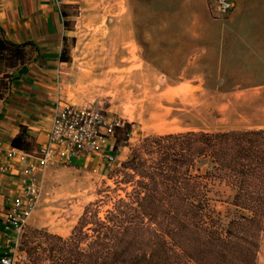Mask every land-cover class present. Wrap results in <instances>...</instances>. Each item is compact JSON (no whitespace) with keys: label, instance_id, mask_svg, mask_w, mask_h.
<instances>
[{"label":"crops","instance_id":"1","mask_svg":"<svg viewBox=\"0 0 264 264\" xmlns=\"http://www.w3.org/2000/svg\"><path fill=\"white\" fill-rule=\"evenodd\" d=\"M232 1L219 17L215 0H132L142 42L127 47L126 76L151 84L142 96L158 98L160 121L181 131L264 129V0ZM68 10L55 0H0L4 36L35 47L0 98V254L3 211L22 187L8 151L22 127L37 144L45 139L71 63L61 59L72 56Z\"/></svg>","mask_w":264,"mask_h":264},{"label":"trees","instance_id":"2","mask_svg":"<svg viewBox=\"0 0 264 264\" xmlns=\"http://www.w3.org/2000/svg\"><path fill=\"white\" fill-rule=\"evenodd\" d=\"M33 50L32 43L7 39L0 27V56L10 67L23 65ZM61 59L71 56L63 51ZM25 130L12 145L36 151L39 144ZM116 171L115 185L98 191L69 236L44 229L27 235L26 264H257L264 129L149 135ZM217 183L233 190L220 199L233 210L217 209Z\"/></svg>","mask_w":264,"mask_h":264},{"label":"rangeland","instance_id":"3","mask_svg":"<svg viewBox=\"0 0 264 264\" xmlns=\"http://www.w3.org/2000/svg\"><path fill=\"white\" fill-rule=\"evenodd\" d=\"M66 5L72 15L69 23L73 31L72 56L58 96L64 102L107 110L132 122L129 133L118 131L119 162L114 168L108 169L99 160L84 164L76 159L72 165L56 163L47 167L44 193L21 235L17 264H26L23 241L32 230L69 236L85 206L99 197L100 189L115 185L116 170L146 136L186 132L158 119V98L142 96L148 93L150 83L137 80L140 76H126L127 47L135 48L136 41L142 42L139 30L134 35L137 24L132 18V0H67ZM132 53L137 60L136 49L129 52L130 57ZM20 66L10 67L9 61L0 56V98L11 89L14 70ZM216 190L222 193L214 196L219 199L215 201L217 209L222 213L229 208L233 210V206L220 201L228 200L233 190L221 183H217ZM257 264H264V231Z\"/></svg>","mask_w":264,"mask_h":264},{"label":"built area","instance_id":"4","mask_svg":"<svg viewBox=\"0 0 264 264\" xmlns=\"http://www.w3.org/2000/svg\"><path fill=\"white\" fill-rule=\"evenodd\" d=\"M62 5L67 0H55ZM219 17L226 16L234 7L232 0H215ZM130 121L107 110L80 107L59 99L52 108L45 139L36 151L28 152L12 146L8 156L20 163L21 190L8 197L2 215L6 238L0 264H17L21 235L27 220L38 207L44 193V175L51 164L72 165L97 159L108 169L119 162L118 131L125 130Z\"/></svg>","mask_w":264,"mask_h":264}]
</instances>
